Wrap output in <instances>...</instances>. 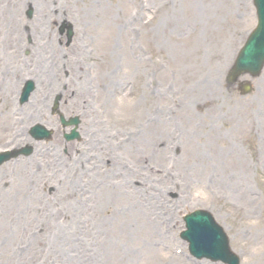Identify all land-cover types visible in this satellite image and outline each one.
Returning <instances> with one entry per match:
<instances>
[{
    "label": "rangeland",
    "instance_id": "obj_1",
    "mask_svg": "<svg viewBox=\"0 0 264 264\" xmlns=\"http://www.w3.org/2000/svg\"><path fill=\"white\" fill-rule=\"evenodd\" d=\"M14 1L0 0V152L35 151L0 169V264H213L179 239L196 210L214 216L241 264H264V71L241 79L247 97L226 83L252 0H29L20 12ZM51 10L52 28L37 18ZM62 11L75 26L69 47ZM112 23L128 37L116 42ZM45 45L49 57H37ZM27 80L37 89L21 106ZM58 95L67 118L81 117L80 142L63 139ZM37 124L55 131L51 142L31 139ZM98 175L118 182L110 201Z\"/></svg>",
    "mask_w": 264,
    "mask_h": 264
},
{
    "label": "bare ground",
    "instance_id": "obj_2",
    "mask_svg": "<svg viewBox=\"0 0 264 264\" xmlns=\"http://www.w3.org/2000/svg\"><path fill=\"white\" fill-rule=\"evenodd\" d=\"M20 1V4H18L17 5V7L14 9V11H16V12H20L24 7L22 6V5H26V3L29 1H25V0H19ZM35 1H41V0H35ZM44 2H46V3H49V4H51L52 2H53V0H45V1H43V3ZM18 2H17V0H15L14 1V5L15 4H17ZM90 9L91 8H95L96 7V4H95V2H93L92 4H90ZM14 8V7H13ZM88 10V14H87V17L85 18L84 17V20H86V21H84V25H86L87 27H89V20H88V18L91 16V15H89L90 13H91V11L92 10ZM63 14H64V11H62V12H60L59 13V18H61V20H63V18H62V16H63ZM116 15H118V14H116ZM54 17V15H53V12L51 11V14L50 15H48L46 18L43 16V13H40L39 15H37V18H44V19H46L48 22H49V24H50V21H51V18H53ZM115 18H118V16H113V19H115ZM88 20V21H87ZM117 21H119V20H117ZM171 20L170 19H167V20H164V22L162 23L164 26L165 25H167L166 23L167 22H170ZM106 23H107V25H108V22L106 21ZM113 24V26L116 28V31H117V35H116V42H117V38H120V40L121 41H123L124 40V38L125 37H128V35L127 34H125V33H123V32H121V31H119L118 29H117V27H116V25L114 24V23H112ZM43 26H44V23H42V25H41V27L38 25V23L35 21V24H34V26H33V29L35 30V32H36V34L38 35L39 33H41V34H44V28H43ZM50 28H52V25L50 24ZM48 28H46V30H47ZM122 30H123V28H122ZM46 33H47V31H46ZM58 38V37H57ZM57 38L56 37H52V42H56L57 41ZM98 40H101L102 41V45L104 44H106L105 43V37H104V35H102V36H99V39ZM85 40H82L81 39V43H83ZM103 45V46H104ZM85 51H88V48H85ZM60 52V55L59 56H61L62 55V53H63V51H59ZM120 54V50H119V48L117 47V45L114 47V50L112 51V50H108L105 54H101L102 56H107L108 58L111 56V55H113V54ZM178 55H179V53H178ZM185 55H188V53H187V51L186 52H184V54L182 55V56H185ZM83 61V60H82ZM190 61V58H189V55L186 57V63H188ZM183 72H185V70H183ZM181 74V77H180V80H182V81H185V80H187L188 78H189V75H186V74H182V73H180ZM57 82H59V85H61L62 84V81L61 80H56V79H49L48 80V84L49 85H55ZM104 82V81H103ZM64 84V83H63ZM55 86H57V84L55 85ZM6 103L7 102H4V106H6ZM163 117V114L161 113V111H160V117ZM31 117L32 118H34V119H36V118H39V119H42L43 118V115L41 114V113H39V112H37L34 116L33 115H31ZM210 122V121H209ZM199 130H197V132H198ZM237 132H239L238 130H237ZM164 133H165V131H164ZM240 135H242L241 133H240ZM137 141L138 140H136V141H134L133 140V142H135V143H137ZM79 160H78V162H80L81 161V158L80 157H77ZM219 160V159H218ZM116 164H112V169H115L116 168ZM97 179H99L100 180V182H98L99 183V185L100 186H104L105 185V187H104V194H103V197H104V200H102V202L103 201H110L111 200V191L110 190H113L114 192H116L115 191V189H117V186H118V182H114V181H110L108 178H106L104 175H98V176H95L94 178H93V180H97ZM93 180H91V181H93ZM85 260H87V259H83V261H85ZM252 260L254 261V264H256V263H258L259 261H260V258H258V260H257V257L254 255L253 257H252ZM262 262V261H261Z\"/></svg>",
    "mask_w": 264,
    "mask_h": 264
},
{
    "label": "water",
    "instance_id": "obj_3",
    "mask_svg": "<svg viewBox=\"0 0 264 264\" xmlns=\"http://www.w3.org/2000/svg\"><path fill=\"white\" fill-rule=\"evenodd\" d=\"M262 60H264V54H262V55H260L258 58H257V62L259 61V63H261L262 62ZM203 226V225H202ZM191 234H192V232H191ZM205 234H206V232H205ZM209 245H207V250L208 251H211V253H213V251H217V255H216V257H219V258H224V259H226V256H225V252H224V248H223V246H222V242L220 243V242H218V247L217 248H214L213 246H212V243L210 242V243H208ZM219 248V249H218Z\"/></svg>",
    "mask_w": 264,
    "mask_h": 264
}]
</instances>
